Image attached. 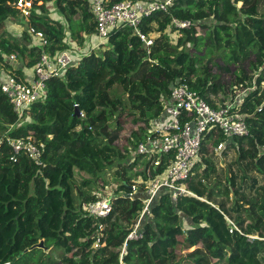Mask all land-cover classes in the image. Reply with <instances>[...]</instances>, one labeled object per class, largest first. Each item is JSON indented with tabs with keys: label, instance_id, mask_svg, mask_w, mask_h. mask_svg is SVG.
Segmentation results:
<instances>
[{
	"label": "trees",
	"instance_id": "trees-1",
	"mask_svg": "<svg viewBox=\"0 0 264 264\" xmlns=\"http://www.w3.org/2000/svg\"><path fill=\"white\" fill-rule=\"evenodd\" d=\"M14 1L0 0V47L16 55L22 66L16 74L33 70L43 51L55 54L73 40L81 45L96 31L90 0H33L37 9L30 21L45 32L49 43L43 47L28 24L19 22L23 16ZM50 4L58 7L65 23L50 16ZM172 15L189 20L191 26L171 25ZM8 21L21 24L20 38L8 30ZM141 29L166 40L171 30L178 31L182 49L171 44L160 48L158 39V50L149 54L132 27L118 28L107 43L50 78L46 98L35 102L19 123L0 82V264H264V183L259 179L264 174V0H184L169 14L156 12L145 18ZM205 50L215 56L211 63L200 60ZM249 60L259 67L252 83L237 71ZM220 62L234 75L231 86L219 83L214 67ZM11 67L7 62L5 69ZM179 82H187L215 107L245 91L237 101H242L250 131L231 138L215 128L205 133L199 158L185 181L192 194L174 199L162 188L151 203V214L141 218L142 236L129 239L127 253L122 254L144 207L143 181L165 170L149 159L146 170L130 177L128 171L144 157L134 155L131 162L132 153ZM221 91L219 104L212 95ZM76 105L80 115H74ZM124 130L126 143L121 148L116 142ZM28 137L45 144L40 163L25 150L14 154L8 143V138ZM218 145H223L220 153L237 151L236 168L227 181L214 178ZM95 147L106 157L100 161L97 153L92 155L98 169L106 168V176L114 172L118 155L124 161L118 164L125 177L115 178L118 184L111 192L112 198H123L113 202L106 218L95 217L87 206L108 196V191L86 194L75 184L79 170L94 174L85 152ZM248 164L253 174L244 167ZM134 181L140 185L132 200L126 196ZM118 210H127L121 214L130 217L129 227L121 223ZM230 221L236 226L232 232ZM104 232L110 236L101 240L104 246L95 247Z\"/></svg>",
	"mask_w": 264,
	"mask_h": 264
},
{
	"label": "built area",
	"instance_id": "built-area-1",
	"mask_svg": "<svg viewBox=\"0 0 264 264\" xmlns=\"http://www.w3.org/2000/svg\"><path fill=\"white\" fill-rule=\"evenodd\" d=\"M184 0H90V6L96 20V31L88 36V44L85 51L74 53L71 48H65L55 54L43 51L40 59L33 69L34 76L27 80L11 69H5L6 63L16 59L14 53L6 54L0 47V82L2 91L7 95L14 111L18 114V123L24 120L27 110L38 101L47 96V81L61 75L68 67L76 63L86 52L97 46L107 43L112 33L122 27H132L139 38L144 42L149 54L155 44L154 37L145 33L141 25L145 18L156 12L171 13V7ZM40 4L42 2H39ZM24 17L30 20L35 9L33 0H15L13 3ZM171 25L177 28L190 27L189 20H181L171 16ZM28 28L43 47L49 43L43 30L37 29L28 22ZM11 65V64H10ZM242 101L233 100L225 105L213 106L200 92L191 88L187 82L177 83L171 92L169 99L164 101V112L170 120L162 124L150 122L147 137L138 142L134 149V155L149 156L155 167L164 166L165 170L155 177H149L144 182L146 193L144 207L135 228L129 233L122 254L127 253L129 239L140 238L138 231L141 218L145 214H151V203L156 194L162 188H168L174 199L179 194H192L185 185L199 158L205 133L213 128L217 129L227 138L242 137L249 134L247 115L241 111ZM77 106V105H76ZM8 138V143L13 148L14 154L25 150L29 157L41 162V156L45 152V144L34 143L31 139ZM1 143V141H0ZM223 145H218V151ZM15 159V157H13ZM139 185L132 184L127 195L134 199ZM111 194L91 202L87 209L98 218H106L114 207ZM231 229L236 228L230 221ZM105 225L100 223L99 229L104 230ZM103 233L98 238L95 247H99Z\"/></svg>",
	"mask_w": 264,
	"mask_h": 264
},
{
	"label": "rangeland",
	"instance_id": "rangeland-1",
	"mask_svg": "<svg viewBox=\"0 0 264 264\" xmlns=\"http://www.w3.org/2000/svg\"><path fill=\"white\" fill-rule=\"evenodd\" d=\"M48 10H49V12L51 14L50 16H52L54 18L60 17L62 22H64V23L66 22V20L63 17L62 13L60 12V10L58 9V7L55 4H50L48 6ZM19 22H23V23L27 24L28 22H31V21L28 18L23 16V18L19 19ZM210 22L211 21H209V23ZM13 23H14V25L16 27H20L21 28V24H19L18 22L17 23L13 22ZM10 24H11V21H8L7 22L8 30L13 35H15V36L20 38L21 37V32L20 31L17 32V30H20V29H16V30L15 29H11V28H9ZM160 36L161 35H159V33L153 34V37H154L155 41H157L159 39L158 47L164 48V47H168L171 44L173 47H176L177 50H181L182 49V46H180L178 44V37H179V32L178 31L171 30L170 33H169V39L168 40L163 39ZM75 40L80 43V41L77 40L76 38H75ZM200 47L203 48V45H200ZM70 48H71V50L74 53H76L79 50H83L84 49V44L80 45V44L76 43L73 40V43L70 44ZM155 49L158 50L157 47L154 44V46L152 47L151 51H153ZM189 49H191V44H189L187 46V48H186V50H189ZM211 55L212 54H211V52L209 50H205V52H203L202 55L199 54V57L200 56L202 57L200 60L207 61L210 57L213 56V55L212 56ZM214 59H215V56H213V59L210 61V63ZM219 64L220 65H217V66L214 67V71L216 73H219V75H220L219 83L222 84V85H225V86H231L232 82L235 80L234 75L232 74V72H230L228 70V67L226 65H224L222 62H220ZM5 68H6V66H5ZM258 68H259L258 67V63L255 60H249L243 66L238 67L237 71L240 72V75H241L240 77H241L242 80H244V81H246L248 83H252L255 80L254 77L257 75ZM0 69H3V68L0 67ZM13 71H15V70L12 69V72ZM140 74H142V73H140ZM249 89H247L246 91H249ZM226 91H228V90H226ZM244 92L245 91H238L233 99L234 100L240 99V97L242 96V94ZM228 94L229 95L231 94L230 91H229ZM212 98L215 101L219 102V104H220L221 100L224 98L223 91L219 92L216 95H212ZM230 99L231 98L229 97V99H228L229 101L227 100L226 103L233 102V99H231V100ZM169 120H170V117L166 113H161L159 116L154 117V118L151 119V121L153 123H156V124H162L163 122L169 121ZM127 124L129 126L132 125L131 123L130 124L127 123ZM133 127L137 128L136 125H133ZM126 134H127V131L124 130L122 132L121 136H120V139L117 140V142H116L117 146H120L122 148L123 143H126L124 141V136ZM94 153H97L98 159L100 161H102V160H104L106 158L105 155L103 154V152L101 150H99V148H97V147H95L93 151L85 152V155L88 157V160L89 161L92 160L93 167H94L95 171H94V174L92 176H90L88 173H85L84 171L79 170L78 175H77L78 179L75 182V184L77 186V189L78 190L82 189L83 191H85L86 194H88L90 192H94V191H98V193H99L100 191H103V190H107L108 193L111 194V192H113V187H115L118 184V182H117V180L115 178L125 177L123 167H121V165L118 164V162L121 163V162H124V161L118 155L117 156L118 158L116 159V161L114 160V164H113V165H116V166H114V167H116L114 172L112 174H109L108 176H106L104 174V171H105L106 168L104 170L98 169L96 160H94L92 158L93 157L92 155ZM215 153H216V157H215L214 160H215L217 173L214 174L215 175L214 178L217 177L218 180L227 181L226 180L227 176L232 171H234L235 168H236L235 161H236V158H237V151L233 148V149H229L227 152H224V153H220V151L217 152L215 150ZM130 156H131V153H130ZM135 156H137V155H135ZM135 156H134V153H132V158L130 160L131 162L135 161ZM148 162H149V156L148 155L144 156V157H139V160L137 161L136 166H134V168H132V169H130L128 171V174L130 175V177L133 176L136 172L146 170ZM244 167H246L249 170L250 174H253V171H251V165L250 164L245 165ZM108 169H109V167H108ZM91 178L93 180L90 182V184L87 185V183L90 181ZM214 178L213 177L210 178L209 182H212ZM259 179H260L261 183H264V174H262L259 177ZM203 181H205V180H203ZM135 183L137 185H140V181H134L133 184H135ZM204 183L207 184L206 181ZM224 183H227V182H224ZM250 186H251V182L249 181L248 184L246 185V188H247L246 191L247 192L251 191ZM126 197L130 198L129 196H126ZM120 198H123V197L122 196H117V199H115L114 202L116 200H119ZM132 200H134V199H132ZM115 204H117V203L115 202ZM118 211L120 212L119 219L121 220V223L124 224V225H127V226L129 225L130 226V217H128V215L121 214V213H126L127 210H118ZM109 236H110V234L108 232L107 233L104 232L103 233V240L108 239ZM104 243L101 242L100 244H102V245H100V246H104Z\"/></svg>",
	"mask_w": 264,
	"mask_h": 264
},
{
	"label": "crops",
	"instance_id": "crops-1",
	"mask_svg": "<svg viewBox=\"0 0 264 264\" xmlns=\"http://www.w3.org/2000/svg\"><path fill=\"white\" fill-rule=\"evenodd\" d=\"M16 23V22H15ZM9 28H11V29H20V30H17V32L18 31H20V32H22V30H23V27L21 26V28L20 27H16L15 25H14V23L13 22H11V24H10V26H9ZM88 42V37H86L85 38V41H84V43H82V45L84 44V49L82 50V52L83 51H85V49H86V46H87V43ZM11 68H9V69H11V71H12V69H20V67H22V66H19L18 67V62H17V60L15 59V60H13V61H11ZM16 66V67H15ZM14 67V68H13ZM13 72H15V71H13ZM23 73V75H20V76H22L23 78H25V79H27V80H30V78H32L33 76H34V72H33V70H29V69H24L23 71H22ZM16 73V72H15ZM17 75H19V74H17Z\"/></svg>",
	"mask_w": 264,
	"mask_h": 264
},
{
	"label": "water",
	"instance_id": "water-1",
	"mask_svg": "<svg viewBox=\"0 0 264 264\" xmlns=\"http://www.w3.org/2000/svg\"><path fill=\"white\" fill-rule=\"evenodd\" d=\"M212 59H213V56L210 57V58L207 60V63H209ZM77 106H78V105H77ZM77 106H76V109H75V113H74V115H77V114L80 115V109H79V107H77ZM39 246H40V247H43V246H44V242L41 241L40 244H39ZM27 251H29V250H27ZM8 264H11V263H8Z\"/></svg>",
	"mask_w": 264,
	"mask_h": 264
},
{
	"label": "clouds",
	"instance_id": "clouds-1",
	"mask_svg": "<svg viewBox=\"0 0 264 264\" xmlns=\"http://www.w3.org/2000/svg\"><path fill=\"white\" fill-rule=\"evenodd\" d=\"M39 2H43V1H39ZM41 4H42V3H41ZM39 5H40V3H39ZM36 8H37V7H35V9H36ZM35 9H34V10H35ZM30 23H31V22H30ZM27 24H28V23H27Z\"/></svg>",
	"mask_w": 264,
	"mask_h": 264
}]
</instances>
